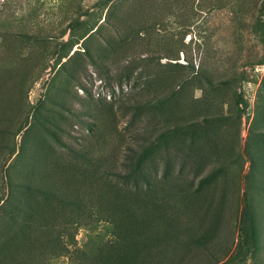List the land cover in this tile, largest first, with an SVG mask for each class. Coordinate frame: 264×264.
Returning <instances> with one entry per match:
<instances>
[{"label":"rangeland","instance_id":"rangeland-1","mask_svg":"<svg viewBox=\"0 0 264 264\" xmlns=\"http://www.w3.org/2000/svg\"><path fill=\"white\" fill-rule=\"evenodd\" d=\"M263 5L264 0H17L0 6V264H15L8 245L30 223L45 225L52 240L69 251H49L41 263L19 264H80L78 253L89 249L91 238L110 239L108 222L93 227L81 210L60 207L51 195L64 186L65 193H84L86 203L104 204L99 193H87L90 181L83 185L86 176L76 172L85 163V170L108 176L98 179L108 184L100 185L106 192L114 186L141 194L165 176L162 182L173 190L192 179L194 189L213 170L217 177L203 191L216 194L219 212L184 214L171 202L163 218L158 212L151 220L154 230L174 224L186 231L179 237L183 245L172 237L169 264L228 260L235 252L236 216L245 192L255 210L260 249L242 264H264V63H259L264 44L256 31ZM9 17L12 25L5 31L2 23ZM72 19L80 23L69 28ZM63 42L71 50L60 58ZM71 55L75 58L69 60ZM32 69L33 78L21 86L19 73ZM174 91L173 119L193 116L203 125L205 117L214 120L198 136L195 152H202L190 158L183 145L190 140L187 134L126 178L145 128L158 137L168 122L166 113L157 108L153 113L150 105ZM240 92L249 102L245 112L235 101ZM20 98L36 106L37 115L32 119L31 112L27 127L16 134L21 121L14 107ZM214 142L218 152L212 155ZM14 146L16 153L7 159ZM47 149L52 160L63 161L54 166L59 171L54 177L41 163L36 168ZM27 168L35 171L27 175ZM71 171L76 182L66 179L73 178ZM39 203L51 208L44 205L42 219L35 210ZM47 240L40 246L50 250L54 241Z\"/></svg>","mask_w":264,"mask_h":264},{"label":"trees","instance_id":"trees-1","mask_svg":"<svg viewBox=\"0 0 264 264\" xmlns=\"http://www.w3.org/2000/svg\"><path fill=\"white\" fill-rule=\"evenodd\" d=\"M16 1L17 0H3L0 2V6L6 5L8 3L10 5V3ZM77 23H80L78 19H72L67 27L72 28ZM2 25H4L5 31L6 29L10 28L12 25L11 17L6 18ZM66 29L64 31H66ZM256 29V31L259 32L260 38L264 44V5L259 10ZM3 36L4 34L0 33V37L3 38ZM61 46H63L62 50L64 52L60 55V58L68 56L71 47L67 49V47H65V42L61 43ZM42 48L45 52L48 49L46 44ZM73 57L75 58V56L71 55L69 60H72ZM259 63H264V58L259 60ZM132 69H134V67H132ZM19 71L20 69L18 68V72ZM33 73V69L31 70V74L19 73V75L22 77L20 81L21 86L26 85L29 78H33ZM174 94L168 95L163 99H159L155 103H149L151 104L150 106L153 110V113L155 112L156 108L162 112V115L163 113H166L168 116V122L164 125L166 126L164 130H159L157 132L158 137L155 136V132H153V130L145 128L142 137L138 138L139 140L142 139L141 144L138 143V148L132 149L133 156L127 164L130 167V170L128 173H126V178L136 176L141 168V165L144 164V161L147 158L149 159V156L155 157L161 147L169 148L170 143L173 140L175 141L176 139L182 138L183 136H187V134H190V140H188V143L187 141L184 142L183 145L188 146L190 158L197 157V153L200 154L202 152V150L198 151L197 153L195 152V150H197L196 147L198 146V136L201 137V134L205 132L209 124L214 122V120L205 117V122L203 125L199 122L200 120L193 118V116L182 117L180 114L177 116V118L173 119L171 117L170 110H174L176 108L174 106L176 101H174V97L178 94V91H174ZM19 100L20 104L17 103L18 105L16 104L14 107L16 115L18 116V120L21 121L16 134L27 127L30 122L29 119L31 117V112H33L32 119L34 115H37L36 110H34L36 106L28 107L24 103L23 98H20ZM235 101L240 107V111L245 112L247 110L249 102L242 92L237 93ZM176 106L179 107V104L177 103ZM206 122L210 123L205 125ZM119 135L121 134L119 133ZM209 140L212 143V140ZM38 143L39 147L42 144L41 138L39 139ZM181 143L182 142H180V144ZM212 146V155H214L215 152H218L217 144L214 142V145ZM48 149L36 164V168L39 167V164L41 163V166L45 168L44 170L49 171V174L54 177V175L56 176L59 172L54 168V166L59 167L63 161L62 158L52 160V156H50L52 154L48 153ZM16 151V146H14L8 152L6 156L7 159L14 155ZM79 156V158H81L83 157V154L79 153ZM32 157L37 158L36 152L32 155ZM60 159L61 161H59ZM77 163L79 164V161ZM86 165L87 164L85 163L84 165L76 166V172L84 173L86 176V179L82 182L83 185H86L88 180L90 181L89 187L91 189L88 188L90 191L87 193H99L98 196L103 198L105 203H108L110 207H105V203L96 204L90 202V200L88 203H86L84 197L87 196H84V193L76 195L65 193L64 186H60L58 192L51 191V195L56 199L58 206L64 208L75 207L78 210H81L80 212L82 215H87L89 217L93 227H98V225H100V223L103 221L108 222L110 225V239L104 241L96 237L91 238L89 249L87 248L80 250V253H78L77 258L81 262L80 264H90L93 262H100L102 264H139L140 262H142L141 264H169L171 255L170 252L172 249L168 245H173L172 237H177L179 239L180 235L186 231L175 229L174 224L163 228V232L160 228L158 230H154V228L150 227L152 222L151 220L155 218L154 216H156V214L158 215V212H160L161 217L163 218L166 210H169V207H166L169 206L171 202H174L172 209L176 207L180 211H183L184 214L193 210H198L202 212L200 215H204V213L206 215L211 213L212 215V211L216 214V212H219L221 209L222 204L220 206L217 204L215 198L216 194H212V196H210V192L203 191L206 186V182L217 177V173L213 170L211 173L207 174V176L201 178L194 189L192 188L194 183V180L192 179L185 188L173 190L171 185L169 186L167 182H162L166 181L164 180L166 178L165 176L159 181V183L149 184L145 188L147 191L144 189L142 190L144 194H141L137 190L131 191L122 188L116 189L114 186L108 187L106 192L105 188H103L104 186L100 185H108L107 183L103 182L107 179L109 180L108 176H105L98 171V174H96L95 172L89 170V168L85 170ZM32 167L35 168L34 166ZM33 171H35V169L32 170L27 168L26 174L31 175ZM71 172L73 174V178L66 179H69L70 182L73 180L76 182V179L78 180L76 173L74 174L73 171ZM96 176L97 179H94ZM96 180L99 184V187L98 189L93 190V188H96ZM108 183L110 182L108 181ZM80 190L82 189L80 188ZM118 194L120 197L117 196ZM111 195L113 197L112 199ZM247 195L248 193L245 192L242 199V207L241 209H238V215L236 216V227L238 228V234L235 243V252L223 264H242L247 261L249 257L255 255L260 249V232L258 229L256 214L252 204L250 201H248ZM114 198L116 199L115 203H113V201H115ZM87 199L89 198L87 197ZM44 205L46 206L47 211L51 210V208L46 203H39L35 209L36 215H38V217L40 215L39 218L41 219L44 218V213H46L44 210ZM13 217V214H11L10 218ZM207 217L211 218V216ZM82 219L83 218H80L81 224L83 223ZM44 226L45 225L30 223L23 226V228H20L19 232L17 231L12 235V237L14 236L12 238L13 245H8L11 250L8 255L14 259L15 264H19L21 261L36 259V261L40 262L41 259H45L41 255L48 254L49 251L57 255L69 251L66 244L61 243V241L52 240L50 230H47V228ZM168 229H171V231L168 232ZM187 233L190 234V232ZM166 238L169 240V244L166 243ZM43 239H48L47 241H54V244L50 250L47 248V246H40V244L43 242ZM179 242L182 243V245L185 244V242L180 239Z\"/></svg>","mask_w":264,"mask_h":264}]
</instances>
